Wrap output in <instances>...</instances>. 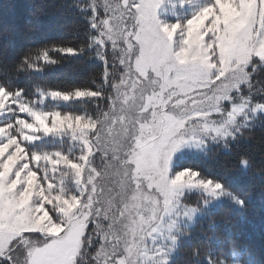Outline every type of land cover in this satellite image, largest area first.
<instances>
[{
  "label": "snow or ice",
  "instance_id": "snow-or-ice-1",
  "mask_svg": "<svg viewBox=\"0 0 264 264\" xmlns=\"http://www.w3.org/2000/svg\"><path fill=\"white\" fill-rule=\"evenodd\" d=\"M29 9L75 43L0 23V264H264V0ZM82 57L87 86L35 79Z\"/></svg>",
  "mask_w": 264,
  "mask_h": 264
},
{
  "label": "trees",
  "instance_id": "trees-1",
  "mask_svg": "<svg viewBox=\"0 0 264 264\" xmlns=\"http://www.w3.org/2000/svg\"><path fill=\"white\" fill-rule=\"evenodd\" d=\"M57 3L61 0H56ZM33 0H0V23L7 22L14 24L17 28L16 40L19 44H26L32 38L28 33V22L31 21L37 25V37L46 38L51 41H71L75 43L72 36L67 35L62 25L66 22L65 18L55 12H49L48 15L37 18L31 16L29 5ZM59 59V54H55ZM102 71L99 61L82 57L79 59H68L54 69L45 71L43 75H38L35 79L42 86L53 90H68L77 86H87L93 77ZM80 105L61 107V111H73L80 108ZM50 110H57L54 104L49 105ZM248 146L252 151L254 161L257 165L264 163L261 153L264 152V133L258 128ZM244 227L253 234L255 243L260 241L261 218L259 210V200L257 199L248 216V222Z\"/></svg>",
  "mask_w": 264,
  "mask_h": 264
}]
</instances>
